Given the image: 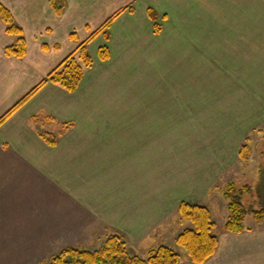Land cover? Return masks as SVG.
Listing matches in <instances>:
<instances>
[{
  "label": "crops",
  "instance_id": "crops-1",
  "mask_svg": "<svg viewBox=\"0 0 264 264\" xmlns=\"http://www.w3.org/2000/svg\"><path fill=\"white\" fill-rule=\"evenodd\" d=\"M0 3L25 40L22 57L7 54L0 18V117L117 13L108 40L86 44L73 92L48 81L0 124V264H45L110 235L138 255L168 246L179 203L207 205L237 163V128L264 126V0H62L59 14L50 0ZM216 235L202 264H264V226Z\"/></svg>",
  "mask_w": 264,
  "mask_h": 264
},
{
  "label": "trees",
  "instance_id": "trees-1",
  "mask_svg": "<svg viewBox=\"0 0 264 264\" xmlns=\"http://www.w3.org/2000/svg\"><path fill=\"white\" fill-rule=\"evenodd\" d=\"M50 1L53 10L57 14L61 13L64 6L62 0ZM148 13L151 19L155 21L157 13L153 9H148ZM116 15L117 13L108 18L99 29L79 43L76 49L68 54L44 79L8 109L0 117V124L48 81L59 84L67 91L73 92L82 80L84 68L92 65L86 44L100 32H103L105 39L108 40L107 29ZM0 18L6 25V32L15 37L14 43L6 47L5 52L18 58L22 57L25 52L23 31L14 22L11 12L2 3H0ZM160 30V25L155 24L154 31L157 33ZM98 54L101 59L106 60L109 57L108 46H101ZM249 150L248 144L242 145L238 150L239 157L246 159ZM222 195L227 201L226 208L228 211L224 223L225 231H243L245 229L243 223L247 215H251L255 222L264 221V208L258 210L245 208L237 195V189L233 182L226 185V188L222 190ZM178 212L181 220L191 222L192 226L179 233L175 242L184 248L192 263L202 264L215 252L218 244V237L213 233L215 223L212 220L211 212L205 205L185 201L179 203ZM179 262L180 255L169 246L159 245L148 250L146 256L143 257L131 253L123 237L110 235L99 248L94 250L79 249L73 246L65 247L53 254L47 264H178Z\"/></svg>",
  "mask_w": 264,
  "mask_h": 264
},
{
  "label": "rangeland",
  "instance_id": "rangeland-1",
  "mask_svg": "<svg viewBox=\"0 0 264 264\" xmlns=\"http://www.w3.org/2000/svg\"><path fill=\"white\" fill-rule=\"evenodd\" d=\"M214 48L216 49V51H214ZM214 48L212 49V55L214 57L211 58V60H219L220 57L216 53L219 50L222 53L221 51L222 47H214ZM227 63H223L224 67L222 68H226V66H230V65H226ZM205 66H206V73H208L210 69L207 68V62H205ZM184 74L185 72L180 73L181 76H183ZM207 81H210L209 78L206 80V84H205L206 89L208 88ZM207 90L205 94V100L214 99L212 97V93H208ZM146 91L147 92H143V96H145L144 94L148 93L149 90ZM224 95H225L224 93H218L217 94L218 97H216L214 100L219 101L220 99L217 98H223ZM236 119H237L236 122L245 121L244 120L245 116L238 114ZM184 127H188V126H184V125L174 126L173 127L174 134H178L177 131L180 128L182 131ZM142 129L144 132L148 130L149 127L142 126ZM223 129H225V127L221 128L220 131L218 130L217 132L216 131L214 132L215 135H217V137L220 136V134L222 133L221 137L222 139L225 140V138L228 139V135L225 136L224 133L225 131ZM239 130H241V128H237V132H234L231 140L235 142L237 141V151L242 145L248 144L250 149L248 152V156L246 159H241L240 157H238L237 163H235L233 166L227 169L223 174H221L220 177H218L219 180H217L216 189H214L212 192H210L209 195H207V200H206L207 205L205 206L209 207L210 209L212 220L215 223L213 229V233L215 234H220L222 231H225L224 223L226 221L228 211L226 208L227 201L223 198L222 190L226 188V185L228 183L233 182L235 184L237 189V195L240 197V200L245 208L253 209V210L264 208V126L260 124L259 125L256 124L255 126L253 125V127H249L247 131L240 132ZM223 143L226 144V142L224 141ZM178 224L180 225V227L179 229H176L177 228L176 226ZM178 224L177 223L174 224L173 221V226L171 227V230H173V232L175 231L181 232L187 226V222L181 219L179 220ZM243 224L245 229H254L256 227H263L264 221L255 222L251 217V215H247ZM165 242L169 247L174 249L180 255V261L187 259L188 255L183 247L177 245L175 241H172L170 239ZM101 245L97 240H94L86 247V249L94 250L99 248ZM139 250H138L139 255L145 257L148 252L147 249H139ZM48 261H46L45 264H47Z\"/></svg>",
  "mask_w": 264,
  "mask_h": 264
}]
</instances>
